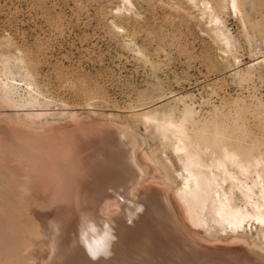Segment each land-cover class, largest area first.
Returning a JSON list of instances; mask_svg holds the SVG:
<instances>
[{"label":"rangeland","instance_id":"374dc122","mask_svg":"<svg viewBox=\"0 0 264 264\" xmlns=\"http://www.w3.org/2000/svg\"><path fill=\"white\" fill-rule=\"evenodd\" d=\"M203 1L0 0V95L8 81L17 85L8 98L24 105L0 108V168L6 141L23 133L12 122L43 126V136L66 138L79 151L93 135L117 142L119 127H127L141 138L138 159L147 173L134 199L166 190L164 213L192 244L194 236L210 264H261L245 247L232 245L228 230L211 222L208 230L196 229L185 221L174 196L181 184L174 139H164L154 122L137 115L144 109L180 122L187 107L184 128L192 141L210 148L202 155L206 164L210 150L223 142L264 160V0H238V11L229 0H206L211 10ZM42 111L48 114L41 119L23 118ZM236 198L242 204L238 193ZM121 209L116 202L100 214L117 218ZM251 224L245 233L259 240L261 229ZM49 255L47 245L9 250L1 264H41Z\"/></svg>","mask_w":264,"mask_h":264},{"label":"bare ground","instance_id":"6f19581e","mask_svg":"<svg viewBox=\"0 0 264 264\" xmlns=\"http://www.w3.org/2000/svg\"><path fill=\"white\" fill-rule=\"evenodd\" d=\"M238 3L229 0L233 11H238ZM201 4L206 10L212 9L206 0ZM217 20L213 16V23ZM7 82L0 95V108L24 107L8 98L17 85ZM28 104L33 106L34 102L30 99ZM190 112L185 107L180 122L156 119V114L144 109L137 115L147 124L154 122L156 132L164 139L170 138L167 134L174 139L171 148L181 165L177 173L181 184L174 196L185 221L196 229L208 230L211 222L228 230L232 245L245 247L264 264V160L249 153L239 154L223 142L210 150L211 160L206 164L202 155L210 148L201 146L199 140L192 141L184 128ZM47 114H23V118L41 119ZM18 122H12V127L16 132L23 131L18 136L21 139L5 138L6 158L0 168V264L9 250L18 254L42 245L49 247L50 255L41 264H210L194 236L189 235L192 244L181 234L183 228L180 226V231L174 219L164 213L166 190H148L142 200L134 199L135 186L147 173L138 159L141 138L126 126L119 127L118 139H114L117 142L111 135L113 138L107 135V139L93 135L84 151H79L66 138L55 141L43 136L47 130L43 126L35 129L32 123ZM30 199L34 203L26 205ZM116 202L122 207L119 217L100 214ZM35 208L38 211L33 213ZM142 215L146 217L140 223ZM251 223L261 229L259 240L245 233ZM75 228L77 239L69 246Z\"/></svg>","mask_w":264,"mask_h":264},{"label":"water","instance_id":"95a60500","mask_svg":"<svg viewBox=\"0 0 264 264\" xmlns=\"http://www.w3.org/2000/svg\"><path fill=\"white\" fill-rule=\"evenodd\" d=\"M76 230V237H75V240L77 239V229L75 228V229H73L72 231H71V233L70 234H73L74 233V231ZM74 237H73V235H72V237H69V238H71V241H68V244H69V246L71 245V243H72V240H74ZM73 238V239H72ZM77 242V241H76Z\"/></svg>","mask_w":264,"mask_h":264}]
</instances>
